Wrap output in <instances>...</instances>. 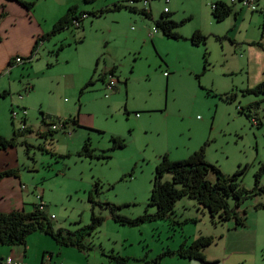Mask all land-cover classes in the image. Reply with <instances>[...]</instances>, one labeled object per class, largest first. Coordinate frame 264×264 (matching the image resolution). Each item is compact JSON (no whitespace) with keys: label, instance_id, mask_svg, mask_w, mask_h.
Instances as JSON below:
<instances>
[{"label":"rangeland","instance_id":"374dc122","mask_svg":"<svg viewBox=\"0 0 264 264\" xmlns=\"http://www.w3.org/2000/svg\"><path fill=\"white\" fill-rule=\"evenodd\" d=\"M21 2L30 7L21 5L33 26L19 29V51L36 32L37 46L15 64L10 55L20 42L9 35L0 44V65H9L0 71V138L13 140L19 212L30 214L40 197L53 229L64 235L100 221L79 250L44 234L29 236V264H202L164 256L198 237L214 238L203 253L209 264H264V194L239 206L245 225L237 229L232 220L213 225L188 198L176 202L167 218L135 227L115 223L105 206L120 208L117 214L130 220L153 216L149 201L157 170L198 153L225 177L244 170L237 181L242 189L252 191L256 182L264 188V92H250L261 82L251 79L256 71L247 52L262 16L238 1L232 9L246 17L234 29L233 12L220 23L212 16V5L230 0ZM117 5L135 12L113 11ZM73 9L77 17L86 14L79 27L52 34ZM164 9L179 40L154 26ZM15 16L19 21L18 11ZM195 34L204 44L191 43ZM109 78L117 82L112 90ZM116 141L123 148L116 149ZM170 179L166 174L161 182Z\"/></svg>","mask_w":264,"mask_h":264},{"label":"trees","instance_id":"16d2710c","mask_svg":"<svg viewBox=\"0 0 264 264\" xmlns=\"http://www.w3.org/2000/svg\"><path fill=\"white\" fill-rule=\"evenodd\" d=\"M16 2L24 7H29L21 2V0H7ZM84 4H92L96 0H82ZM232 6H228L223 2H217L212 5V16L217 23L222 22L225 18L231 15ZM30 8V7H29ZM126 9L135 12L134 9L123 6H114L113 11H120ZM103 11L97 14H92L94 17L101 16ZM144 18L151 20V15L145 10L139 12ZM86 14H81L78 17L75 15V10H70L69 14L54 26L53 32L59 33L69 27L73 26L74 21H81V17ZM155 28L167 39L179 40V36L174 33L178 27L176 23L170 20L167 14L162 16L154 22ZM205 38L195 34L191 38V43L195 46L204 44ZM37 45L34 46V49ZM254 46H259L254 44ZM33 49V53H34ZM60 50V48L58 49ZM19 58V57H17ZM88 83L85 89L90 87ZM255 94L264 92V82L259 84L255 90L250 91ZM5 95V94H4ZM3 95V96H4ZM72 124L78 127L77 120H72ZM65 123L62 125L64 128ZM116 149L123 148L121 141H116ZM13 148V140H5L0 138V149L5 150ZM243 171H237L232 177H225L215 167L209 165L204 161L202 153L195 154L190 160L186 162H173L171 164H164L155 175L154 187L149 201L150 206L156 208V213L153 216L140 217L136 220H130L120 217L117 212L120 208L105 205L109 208L112 220L121 225L128 227H135L144 224L151 219H165L172 214L173 207L176 202L183 198L194 200L199 207L207 212L213 225L223 224L229 221H234V229L244 227L245 218L240 217L237 213L239 206L249 199L251 196L264 194V188L258 187V182L252 191H246L238 184V177L242 176ZM170 175V182L162 183L163 175ZM209 174L214 176V181L209 180ZM11 173L0 174V179L9 176ZM234 202V209H231L228 200ZM45 211V210H44ZM44 211H38L36 206L30 214L13 211L8 214H0V246L4 247H21L24 248L26 240L29 236L34 234H44L49 236L60 247H71L76 249H83L81 239L89 236L93 230L100 225L98 219H92L91 224L83 227L74 233H66L64 235L62 230L55 231L50 224V219L46 216ZM214 238L212 237H198L191 244L190 247L180 248L175 253L166 252L164 256L176 255L181 259L190 261H197L203 264L205 262L204 251L212 246ZM43 264V263H41Z\"/></svg>","mask_w":264,"mask_h":264},{"label":"crops","instance_id":"0c3cea01","mask_svg":"<svg viewBox=\"0 0 264 264\" xmlns=\"http://www.w3.org/2000/svg\"><path fill=\"white\" fill-rule=\"evenodd\" d=\"M23 3H27V1H22ZM259 3V2H258ZM226 4V3H225ZM230 6L229 4H227ZM25 8H23L20 4L16 2H11L7 0H0V19H4L2 22L0 21V44L2 43V38L6 39L10 35L12 39L19 41L20 43H15L13 45L14 51L11 53L10 57H21L22 55H27L29 51L34 48L35 40L39 35L38 33H33L30 37V43L28 48H25L26 51L22 53L19 51V47L22 44V39H19V29L27 28L33 26L32 22L29 24L25 21ZM18 11V18L15 20V13ZM5 12V14H4ZM232 12L235 14L232 21V28H236V25L243 23L246 17V14L238 11V7ZM262 17L257 18V26L260 27L258 31V35L249 41V45L247 47L248 52V65L256 71V75L251 77L254 83H263L264 82V13H258ZM11 16V18H9ZM23 36V35H22ZM21 38V37H20ZM254 44H258L259 46H254ZM17 48V49H15ZM32 51V50H31ZM22 53V54H21ZM31 52L29 53V55ZM21 55V56H19ZM9 57V55H8ZM14 59V58H10ZM2 56L0 57V59ZM22 59V58H21ZM9 67V65L4 61L0 65V71L3 68ZM260 83V84H261ZM15 165H14V150L13 148H7L5 150L0 149V174L11 173L9 176H5L0 179V214H8L13 211L20 210L21 206V191L19 189V181L15 176ZM206 212V211H205ZM45 251L41 253L43 256ZM11 258L17 264H29L28 257L26 256V248L21 247H4L0 246V261ZM181 259V258H180ZM190 261V260H189ZM206 262V261H205ZM201 263V262H200ZM203 264V263H202Z\"/></svg>","mask_w":264,"mask_h":264},{"label":"built area","instance_id":"2783aa9c","mask_svg":"<svg viewBox=\"0 0 264 264\" xmlns=\"http://www.w3.org/2000/svg\"><path fill=\"white\" fill-rule=\"evenodd\" d=\"M168 1H169V0H165L166 3H168ZM237 2H238V0H230V5H235V4H237ZM143 5L146 6V5H147V2L144 1V2H143ZM240 6H241L242 8H250L253 12H256V13H264V5L259 6L258 0H242V1L240 2ZM212 8H214V7H212ZM163 13H164V14H167L168 12H167L166 9H164ZM85 18H86V16L83 15V16L81 17V21H82L83 19H85ZM73 25H74L76 28H78V27H79V22H78V21H74V22H73ZM155 32H156V30L153 29L152 34H154ZM22 61H23L22 59H20V58H16V59L14 60V63H15V64H21ZM116 85H117V82H116V81H113L112 78H109V82H108V86H107V88L110 89V90H112L114 87H116ZM21 114H22V117L25 118V116H26V112H25V111H22ZM11 118H12L13 120H16V119L18 118V113H17L16 111H12V112H11ZM23 124H24V122H23ZM60 128H62V125L60 126ZM51 130H52V131H57V130H58V127L55 126V125H53V126L51 127ZM36 199H37V201H38V205L36 206L37 210L40 211V212H41V211H44L46 207H45L44 203L42 202V199H41L40 197H36ZM51 218H52V217H51ZM0 264H17V263H15V262L13 261V259H11V258H6V259L0 261Z\"/></svg>","mask_w":264,"mask_h":264},{"label":"bare ground","instance_id":"6f19581e","mask_svg":"<svg viewBox=\"0 0 264 264\" xmlns=\"http://www.w3.org/2000/svg\"><path fill=\"white\" fill-rule=\"evenodd\" d=\"M239 2H241L242 0H238Z\"/></svg>","mask_w":264,"mask_h":264}]
</instances>
